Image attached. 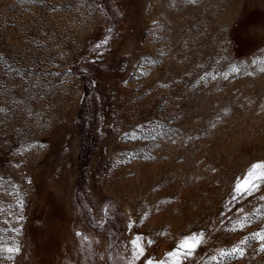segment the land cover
<instances>
[{
	"label": "rangeland",
	"instance_id": "rangeland-1",
	"mask_svg": "<svg viewBox=\"0 0 264 264\" xmlns=\"http://www.w3.org/2000/svg\"><path fill=\"white\" fill-rule=\"evenodd\" d=\"M255 165L264 0H0V264H264Z\"/></svg>",
	"mask_w": 264,
	"mask_h": 264
},
{
	"label": "snow or ice",
	"instance_id": "snow-or-ice-1",
	"mask_svg": "<svg viewBox=\"0 0 264 264\" xmlns=\"http://www.w3.org/2000/svg\"><path fill=\"white\" fill-rule=\"evenodd\" d=\"M255 168L264 167V165H255ZM251 175V173H250ZM261 177H264V172L260 173ZM242 189L238 186L237 191L240 192ZM243 228L244 225L241 224ZM77 235H81V233H77ZM256 239L261 242V250L264 251V229H261L259 232L255 233ZM87 239V237H84ZM204 233H193L189 235H184L180 240L178 245L172 251H168L166 255L171 258V264H182V260L191 257L194 255L195 250L203 243ZM142 237L137 235L135 239L131 241L132 245L134 246V252L132 261L130 264H135V260L139 259L140 257H144L147 259V264H168V261L165 260H154L150 258V254L146 253L145 247L141 244ZM151 241H148L150 243ZM7 251L9 253H19L21 251L19 246L16 247H8ZM245 249L239 246H234L231 249V252L237 254L239 256H243ZM220 255H227V252L221 250ZM215 259V257H214Z\"/></svg>",
	"mask_w": 264,
	"mask_h": 264
}]
</instances>
